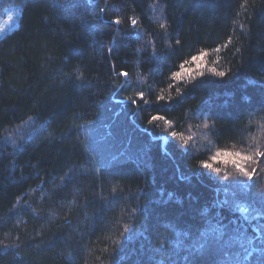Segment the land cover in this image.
Returning <instances> with one entry per match:
<instances>
[{"label": "trees", "instance_id": "trees-1", "mask_svg": "<svg viewBox=\"0 0 264 264\" xmlns=\"http://www.w3.org/2000/svg\"><path fill=\"white\" fill-rule=\"evenodd\" d=\"M15 3L0 264H264V0Z\"/></svg>", "mask_w": 264, "mask_h": 264}, {"label": "rangeland", "instance_id": "rangeland-1", "mask_svg": "<svg viewBox=\"0 0 264 264\" xmlns=\"http://www.w3.org/2000/svg\"><path fill=\"white\" fill-rule=\"evenodd\" d=\"M22 12V3L11 4L0 10V39L14 31L19 26ZM240 212L247 219L248 208L243 206L241 207Z\"/></svg>", "mask_w": 264, "mask_h": 264}, {"label": "snow or ice", "instance_id": "snow-or-ice-1", "mask_svg": "<svg viewBox=\"0 0 264 264\" xmlns=\"http://www.w3.org/2000/svg\"><path fill=\"white\" fill-rule=\"evenodd\" d=\"M117 23H118V21H117ZM126 75V74H125ZM220 75L222 76L223 75V73H220Z\"/></svg>", "mask_w": 264, "mask_h": 264}]
</instances>
